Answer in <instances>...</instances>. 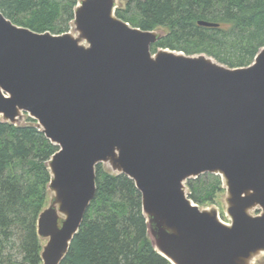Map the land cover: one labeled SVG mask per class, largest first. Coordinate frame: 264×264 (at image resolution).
<instances>
[{"label": "water", "instance_id": "95a60500", "mask_svg": "<svg viewBox=\"0 0 264 264\" xmlns=\"http://www.w3.org/2000/svg\"><path fill=\"white\" fill-rule=\"evenodd\" d=\"M119 4L78 0L72 31L60 34L0 11V120L21 125L28 115L59 147L46 162L40 264L67 255L99 163L134 181L152 243L172 264H255L264 254V47L239 67L153 51L166 32L131 25ZM204 173L221 176L228 221L189 197L187 180Z\"/></svg>", "mask_w": 264, "mask_h": 264}, {"label": "trees", "instance_id": "16d2710c", "mask_svg": "<svg viewBox=\"0 0 264 264\" xmlns=\"http://www.w3.org/2000/svg\"><path fill=\"white\" fill-rule=\"evenodd\" d=\"M77 1L0 0V11L16 24L60 34V19L72 22ZM117 15L144 30L166 27L153 51L206 53L239 67L251 64L264 47V0H120ZM199 20L218 26H202ZM27 120L21 125L0 120V264L42 261L37 219L48 200L46 162L59 147L36 120ZM212 177L208 184H197L199 176L186 182L189 197L200 206L225 190L221 176ZM96 184V196L60 264H172L152 243L134 181L99 163Z\"/></svg>", "mask_w": 264, "mask_h": 264}, {"label": "rangeland", "instance_id": "374dc122", "mask_svg": "<svg viewBox=\"0 0 264 264\" xmlns=\"http://www.w3.org/2000/svg\"><path fill=\"white\" fill-rule=\"evenodd\" d=\"M60 26L64 30V32H69V31L71 32L72 31V22H71V20L68 19L67 16H63L60 19ZM155 29H162L165 32H167V28L166 27H158V28H155ZM56 34H58V33H56ZM27 116H25V118H24V123L26 121L28 122ZM104 167L107 169V171L112 172L107 166H104ZM112 173H114V172H112ZM212 176H213L212 173H204V174L200 175L199 178L196 179L197 180V184H208V183L214 182L215 180L213 179ZM191 181H192V179H188V183L187 184H189ZM193 182L194 181H192V183ZM222 186H223V184H222ZM225 191H226V189L223 192H218V195H216V197H215V202H212L211 204L216 205L219 208V211H220V214H221L222 218L225 221H228V217L225 215V204H224V201H223V196L225 194ZM49 200H50V195L48 194V200H47V203H46L45 206H48ZM41 243L43 245V244L46 243V241L45 240H41ZM255 264H264V254L256 261Z\"/></svg>", "mask_w": 264, "mask_h": 264}]
</instances>
